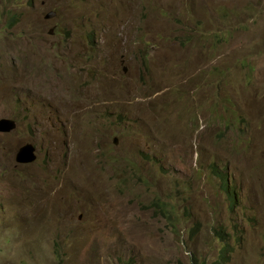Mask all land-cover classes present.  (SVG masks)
Segmentation results:
<instances>
[{
  "label": "rangeland",
  "instance_id": "obj_1",
  "mask_svg": "<svg viewBox=\"0 0 264 264\" xmlns=\"http://www.w3.org/2000/svg\"><path fill=\"white\" fill-rule=\"evenodd\" d=\"M2 119L0 264H264V0H0Z\"/></svg>",
  "mask_w": 264,
  "mask_h": 264
},
{
  "label": "trees",
  "instance_id": "obj_2",
  "mask_svg": "<svg viewBox=\"0 0 264 264\" xmlns=\"http://www.w3.org/2000/svg\"><path fill=\"white\" fill-rule=\"evenodd\" d=\"M221 177L225 179L224 175H221ZM224 189L227 192V196L229 197V199L234 201L236 195H235L234 190L232 191L231 188H229L228 183L225 185ZM217 235L221 242V248L219 250L217 259L213 261L211 264H228V262L230 261V256H231L233 248L230 246L228 239L224 237L222 232L220 234L218 231ZM125 264H130V263L126 262Z\"/></svg>",
  "mask_w": 264,
  "mask_h": 264
},
{
  "label": "water",
  "instance_id": "obj_3",
  "mask_svg": "<svg viewBox=\"0 0 264 264\" xmlns=\"http://www.w3.org/2000/svg\"><path fill=\"white\" fill-rule=\"evenodd\" d=\"M0 130H2L3 132H8L10 131L11 129H14L15 128V124L14 122L10 121V120H5V119H2L0 120ZM29 151L30 152V155H29V160L33 158V156L31 155L33 149L29 146V145H26L25 147H23L22 151ZM23 155V153L19 152L17 155H16V158L18 160H21V161H24V159H20V157Z\"/></svg>",
  "mask_w": 264,
  "mask_h": 264
},
{
  "label": "bare ground",
  "instance_id": "obj_4",
  "mask_svg": "<svg viewBox=\"0 0 264 264\" xmlns=\"http://www.w3.org/2000/svg\"><path fill=\"white\" fill-rule=\"evenodd\" d=\"M1 87H2V86H1ZM8 88H9V87H8ZM4 91H5V90H4ZM41 101H42V100H41ZM54 101H55V100H54ZM43 102H44V101H43ZM70 102H72V101L70 100ZM54 104H55V103H54ZM65 106H66V105H65ZM72 106H73V105H72ZM74 106H75V105H74ZM74 106H73V107H74ZM75 108H76V107H75ZM75 108H74V109H75ZM60 109H61V107H60ZM52 110L54 111V109H52ZM61 110H63V109H61ZM77 110H78V109H77ZM68 111H69V110H68ZM73 111H75V110H73ZM73 111H72V112H73ZM54 112H55V111H54ZM75 113H76V112H75ZM70 114H72V113H70ZM73 115H74V114H73ZM85 116H86V115H85ZM89 116H90V115H89ZM51 117H52V116H51ZM54 118H55V117H54ZM60 119H62V118H60ZM72 119H73V118H72ZM55 120H56V119H55ZM70 131H72V130H70ZM68 132H69V131H68ZM77 132H78V131H77ZM77 134H78V133H77ZM77 134H76V135H77ZM74 136H75V135H74ZM81 136H82V135H81ZM81 136H80V137H81ZM80 137H79V138H80ZM72 139H73V138H72ZM171 142H172V141H171ZM72 144H73V143H72ZM86 144H87V143H86ZM62 145H63V144H62ZM70 145H71V144H70ZM59 148H60V147H59ZM61 149H62V148H61ZM72 151H74V150H72ZM74 154H75V153H74ZM76 163H77V162H76ZM80 165H81V164H80ZM78 166H79V165H78ZM175 166H176V165H175ZM79 169H80V168H79ZM76 170H77V169H76ZM79 175H80V174H79ZM84 176H85V175H84ZM24 191H25V190H24Z\"/></svg>",
  "mask_w": 264,
  "mask_h": 264
},
{
  "label": "clouds",
  "instance_id": "obj_5",
  "mask_svg": "<svg viewBox=\"0 0 264 264\" xmlns=\"http://www.w3.org/2000/svg\"><path fill=\"white\" fill-rule=\"evenodd\" d=\"M5 120H10V119H5ZM10 121H12V122H14L13 120H10ZM15 124V123H14ZM32 149H33V147L31 146V145H29Z\"/></svg>",
  "mask_w": 264,
  "mask_h": 264
}]
</instances>
